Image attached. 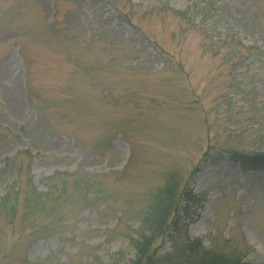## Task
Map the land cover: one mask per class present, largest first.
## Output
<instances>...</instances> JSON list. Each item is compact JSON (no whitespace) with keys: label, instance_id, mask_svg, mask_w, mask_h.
<instances>
[{"label":"rangeland","instance_id":"obj_1","mask_svg":"<svg viewBox=\"0 0 264 264\" xmlns=\"http://www.w3.org/2000/svg\"><path fill=\"white\" fill-rule=\"evenodd\" d=\"M235 154H264V0H0V264H264Z\"/></svg>","mask_w":264,"mask_h":264},{"label":"trees","instance_id":"obj_2","mask_svg":"<svg viewBox=\"0 0 264 264\" xmlns=\"http://www.w3.org/2000/svg\"><path fill=\"white\" fill-rule=\"evenodd\" d=\"M245 157V156H244ZM240 155H233L232 159L239 163V165L246 169L245 167L250 165H263L264 164V154L258 156H249V162L245 161V158ZM247 164V165H246ZM151 239H143L138 242L137 245V258L133 264H162L160 262L161 258H158L156 254H149V246ZM176 264H181V262H176ZM213 264H221L217 261H214Z\"/></svg>","mask_w":264,"mask_h":264}]
</instances>
